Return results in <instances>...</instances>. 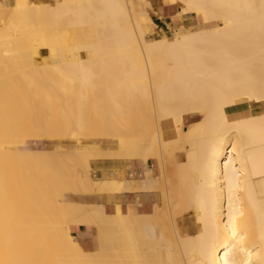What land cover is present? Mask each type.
<instances>
[{
  "label": "bare ground",
  "instance_id": "1",
  "mask_svg": "<svg viewBox=\"0 0 264 264\" xmlns=\"http://www.w3.org/2000/svg\"><path fill=\"white\" fill-rule=\"evenodd\" d=\"M144 1L18 0L0 36V264H264V0H163L203 28L150 41ZM167 125L179 139L164 140ZM68 134L101 140L78 141L67 161L18 145ZM179 140L186 163L159 236L172 241L166 260L143 239L152 216L139 202L120 199L108 214L58 201L60 190L91 192L90 176L73 175L91 158L149 172ZM187 211L197 228L179 224ZM88 225L93 253L69 231Z\"/></svg>",
  "mask_w": 264,
  "mask_h": 264
},
{
  "label": "rangeland",
  "instance_id": "2",
  "mask_svg": "<svg viewBox=\"0 0 264 264\" xmlns=\"http://www.w3.org/2000/svg\"><path fill=\"white\" fill-rule=\"evenodd\" d=\"M17 2L18 0H0V36H4L6 28H8L12 24V22H15ZM31 2L36 3V4L39 3V5H42V4L54 5L56 4L57 0H31ZM163 8L169 9L177 13L176 16L172 17L173 20L164 18L163 13H162ZM178 11H179L178 5L169 6L163 0H147V1L141 2L138 6V12H139V16L143 18V23L146 29L148 30L147 39L150 41L152 40V38L153 40L156 38H170L174 35L181 34L184 31L193 32V31H197L198 29L203 28V25H201V23L197 21L195 15H192L193 21H194L193 26L190 28H185L183 25V22H181L182 15L180 11L179 12ZM177 18L180 21H178ZM198 120H200L199 114L191 119V123L197 122ZM163 133H164V140L166 142H172L176 139H179L178 135L176 134L175 128L171 125L169 126L167 125L166 127H164ZM78 135H74V136H77L76 138H74L75 141H73V137L70 134L63 135V137L59 135L60 138L58 136H55L56 138L55 137H43L41 139L40 138H25L23 139V141L18 142V145L20 146L18 147L21 148L23 146H28L31 149L43 151L46 153L45 154L46 157H50V158L52 157L51 155L53 154H54L53 157L56 155L55 158H57L61 154L58 158H62L65 161H67L66 158H68L69 157L68 155H70L71 153L69 149L71 147H76L78 145L77 143H79L78 141L81 140L80 145H87L89 143H92L93 141L101 140L100 138L94 139L88 136L85 137V135L83 136H81V134H78ZM66 136H69V137H66ZM78 138L79 140H76ZM179 142L180 140L176 142V144L174 143L169 144L170 146L173 144L171 147L168 145L164 149L159 148L160 150L158 152V156L156 157L154 156V158L153 157L150 158L153 161V164L155 165V177L157 179H155L151 175V170L149 167H148L150 170L149 172H146L143 169L141 171V176H138L139 175L138 173H135L132 175L128 171L129 169L128 165L126 163H123L124 168L119 172V177H120L119 181H110V182L100 181L99 183H94V186L91 190V192L93 190L95 192V187H97L98 192L100 193H103V192L117 193L119 198L126 200V203L129 206H134L136 202H139L141 204L140 197L142 195L153 193V196L155 197V200H156V204L152 206L151 205L142 206L143 209H145L148 212H151L149 216H152V217L147 218L145 222L143 223L145 224V227L142 228V231H143L142 236H143V239L146 241H149V240L151 241V239H155V241H157V243L153 245V248L157 250V252L164 258V260H166L169 254L167 248L172 246V241L170 237H163L161 243L159 242L162 221L164 219L169 220L171 218L168 215L172 213L170 209L172 208V204H171L172 202L169 201L170 199L168 198V196L170 197L174 196V194L171 191L174 192V188L176 186L174 184H177L178 182L177 181L178 178H176L177 177L176 172L180 168L179 164L186 163L185 149L187 148V146L184 145L182 142L181 143ZM176 145L180 146V147L178 146L179 150H177ZM174 147H175V150H174ZM57 150H58V153H57ZM55 151H56V154H55ZM63 153L65 155H62ZM103 158H106V157L91 158L90 163L93 160L103 159ZM110 158H116V157H110ZM116 159H121V158L117 157ZM167 162L169 163L166 164ZM69 165H72V163L71 164L69 163ZM75 170L73 171V175L75 176L76 180L78 178L84 179L89 176H90L89 178L91 179V169L90 168H89V171H85L80 166H76ZM129 170L132 171L131 169ZM162 178L164 179V181H162L163 180ZM170 178L172 179L171 181H170ZM132 180H134L135 182V188L133 189L134 192L119 190V189H131L130 183ZM156 181L159 182V185L156 183ZM168 181L170 182L169 184H168ZM104 185L106 186L108 185L111 188L115 186L116 189L118 190H114L113 192L111 191L112 189L104 190L103 188ZM59 190L60 189H58V191ZM71 193L72 192L60 190L58 194L59 196H57L58 201H60V203L74 201L75 203L84 204L85 202L83 201L84 199L79 200V198L76 199L75 197L71 196L72 198H74L71 200V197L69 196ZM67 196H69L70 199H68ZM85 206H88L90 209L91 207H96V206L98 207L100 205H85ZM194 215L195 214L193 211L185 212L182 216L177 217L179 224L183 227H188L190 229L197 228L199 224H198L196 215L195 217ZM157 219L158 221H160L159 223L157 222ZM69 231L71 234H73L72 236L79 241V243L81 244V246L84 248L85 251L89 253H93L98 250V240H97V235H96L94 226L88 225L87 231H85L84 234L79 233L78 229H74L72 227H69Z\"/></svg>",
  "mask_w": 264,
  "mask_h": 264
},
{
  "label": "crops",
  "instance_id": "3",
  "mask_svg": "<svg viewBox=\"0 0 264 264\" xmlns=\"http://www.w3.org/2000/svg\"><path fill=\"white\" fill-rule=\"evenodd\" d=\"M162 13L165 19L173 20L172 17L176 16L177 13L169 10V9H162ZM178 21H180L177 18ZM181 22L185 28H190L193 26V17L192 15L189 16H182ZM115 149V147H113ZM135 173H138V176H141V171L143 170L142 165H135ZM124 168L123 161L121 159L116 158H103L93 160L90 164L91 169V180L94 183H99L100 181L103 182H110V181H119V172ZM149 168L151 170V175L155 177V165L153 161L150 159ZM97 190V191H96ZM88 195V196H87ZM83 199L85 205H102L104 207V211L106 213H113L114 207L117 204H120V198L117 193L111 192H98V188L95 187V192L88 193ZM141 206H149L155 205L156 200L153 196V193H149L146 195H142L140 197ZM79 233L84 234L87 231V226H81L79 229ZM85 236V235H84Z\"/></svg>",
  "mask_w": 264,
  "mask_h": 264
}]
</instances>
